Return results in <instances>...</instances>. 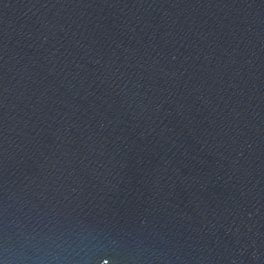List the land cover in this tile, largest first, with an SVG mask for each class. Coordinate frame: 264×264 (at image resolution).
I'll use <instances>...</instances> for the list:
<instances>
[{
	"label": "water",
	"instance_id": "water-1",
	"mask_svg": "<svg viewBox=\"0 0 264 264\" xmlns=\"http://www.w3.org/2000/svg\"><path fill=\"white\" fill-rule=\"evenodd\" d=\"M0 264H264V0H0Z\"/></svg>",
	"mask_w": 264,
	"mask_h": 264
}]
</instances>
